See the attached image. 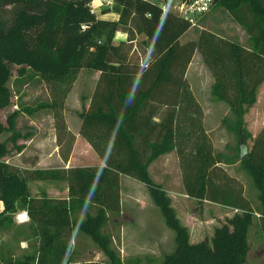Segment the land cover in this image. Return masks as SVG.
<instances>
[{
  "label": "trees",
  "instance_id": "obj_1",
  "mask_svg": "<svg viewBox=\"0 0 264 264\" xmlns=\"http://www.w3.org/2000/svg\"><path fill=\"white\" fill-rule=\"evenodd\" d=\"M94 1L0 0V112L12 105L13 69L17 92L36 79L43 83L48 101L24 112L30 116L52 111L59 156L66 165L76 138L66 127L64 104L82 70L98 73L89 108L81 114L79 135L102 163L67 170L15 167L6 159L24 151L17 142L28 135L15 128L17 111L6 126L0 121V138L11 134L0 141V229L13 224L22 208L37 240L34 256L0 264H75L76 231L99 248L108 264H125L111 233L105 232L111 219L120 218V177L147 187L175 234V251L161 264H245L254 210L244 185L225 168L234 163L216 155L186 74L198 53L214 80L212 99L229 109L223 125L237 139L240 169L257 192L264 235V127L254 137L246 123L264 85V0H214L213 8L225 10L245 30L251 48L208 30L184 43L190 25L146 0H108L122 10L118 21H102L92 11ZM81 24L88 29L82 31ZM117 33L126 34L127 42L116 45ZM172 153L189 199L235 212L210 241L190 242L170 197L149 177L150 166ZM29 182L65 183L67 198L32 197Z\"/></svg>",
  "mask_w": 264,
  "mask_h": 264
},
{
  "label": "rangeland",
  "instance_id": "obj_2",
  "mask_svg": "<svg viewBox=\"0 0 264 264\" xmlns=\"http://www.w3.org/2000/svg\"><path fill=\"white\" fill-rule=\"evenodd\" d=\"M157 1L152 0V2ZM167 1H169L168 8L174 12L181 0ZM202 30L211 31L221 38L251 48L245 30L225 10L219 7H214L209 14L199 21L197 27L191 28L183 36L182 42L195 41ZM16 71V69H13L12 105L0 112V121L6 126L8 117L17 111L15 128L22 136L28 135V139L17 142L18 145H23L26 148L23 156L19 158L16 153H12L6 160L15 167L22 164L24 167L29 168V166L41 164V167L45 169L58 168L60 165L57 159L59 152L57 153L58 144L52 111L45 110L30 116L24 112L29 107L47 102L49 92L46 86L37 79L28 82L17 92L15 89ZM98 78L99 74L91 70L84 69L81 71L64 104L63 116L69 131L70 129L73 131L78 130L81 123V114L89 108ZM186 79L194 97L203 109L205 115L204 127L211 137L216 155L223 156L234 163L227 168V171L244 185L245 196L254 210L253 224L248 232L249 251L245 264H264V235L260 226V206L257 200V192L251 179L240 169L235 152L237 139L228 133L223 125L224 119L228 117L229 109L227 105L218 104L212 99L211 88L214 80L198 53H196L191 63ZM246 123L249 132L254 137L264 127V85L259 90L256 106L251 109L246 117ZM10 136V133H5L0 141H6ZM88 160H90V157H88ZM149 177L155 184L160 185L170 197L172 206L176 210L181 223L189 230L192 244L210 241L215 229L222 226L235 213L228 208L210 203H199L186 198L176 153L165 155L155 161L149 168ZM57 185L63 186L61 183H57ZM121 187L124 204L122 203L123 216L119 220L121 228L119 234L121 232V238L125 234V242L126 236L134 242L126 244L128 246L125 245L124 251L122 244L120 245L118 234L116 237L117 244H114L115 249L119 252L125 264H161L167 255L175 251V234L166 227L161 212L152 203L145 185L131 178L122 177ZM45 196L47 197V195ZM132 196L136 197L138 201H130L129 197ZM3 210L4 208H1L0 203V212ZM21 211L25 210L19 208L17 213ZM117 220L111 219V223L105 229L106 233H111L110 229L117 228ZM146 226L149 229L153 228L151 232H159L163 227V230L169 235L160 244L153 235L149 237L144 235L147 232ZM0 237V262L2 263L6 259L21 260L24 257L36 254L37 240L30 225L19 227L13 220V224L5 229H0ZM76 244L77 248L73 261L109 263L99 248L79 232Z\"/></svg>",
  "mask_w": 264,
  "mask_h": 264
},
{
  "label": "crops",
  "instance_id": "obj_3",
  "mask_svg": "<svg viewBox=\"0 0 264 264\" xmlns=\"http://www.w3.org/2000/svg\"><path fill=\"white\" fill-rule=\"evenodd\" d=\"M146 1L151 2L152 4H155V5L163 8V9H166L170 12H173L170 8H168L169 7V1H167V0H158L157 2H152V0H146ZM107 2H108V0H107ZM92 10H93V13L96 15V17L99 20L116 22L119 19V15L121 13L122 8L119 5L115 4L114 2H112L111 4H107L105 2V0H96L92 3ZM127 39H128V37L126 34L117 33L116 37L114 39V43L116 45L123 44V43L127 42ZM190 67H191V65L189 66L188 70H190ZM219 103L220 102H218V104ZM80 127H81V123L79 125L78 130L73 131L72 129H70V132L76 138V142H75V145H74V148H73V151H72V154L70 156L68 164L65 165L62 162V160L60 159V156L57 155V159L59 160L60 165L58 168H55V169L64 168L67 170L71 167H76V166L98 167V166L102 165L100 159L92 151L90 146L80 137V135H79ZM25 149L21 154L18 155L19 158H20V156H23V154L26 152ZM58 152H59V148L57 146V153ZM88 157H90V160H88ZM17 167H19L21 169L23 168L25 170H37V169L46 170L45 168L41 167V164H36L35 166L32 165V166H29V168L24 167V165H22V164L19 166L17 165ZM228 167H230V166H228ZM228 167H225L226 170ZM121 180H122V177H120V199H121L120 218L123 216L122 203L124 204L122 187H121ZM61 184H63V186L57 185V182H53V183L52 182L51 183L50 182H29L28 186H29V191H30V194L32 197H42V196L47 195V197L50 199L67 198V194H68L67 186L65 183H61ZM129 198H130V201H132V202L138 201V199L134 196L129 197ZM186 198L188 199L187 196H186ZM137 208H138V206H137ZM120 218H118V220L116 222L118 224L117 228L110 229V232H111L112 237H113V242L115 245L117 244L116 237L119 234V229H121L120 223H119ZM145 229H147L146 230L147 232H146V234L144 233V235H146L148 237L153 235V237H155V239H157V242L160 244H162L165 240V237H167V235H169V233H167L165 230H163V227L160 229L161 231H159V232H157V231L151 232V230H153L152 227L149 229L146 226ZM119 238H120V241H119L120 245L122 244V248L124 249V251H125V245L126 244L134 242V240L129 239V237H127V236H126V242H125V234H123V238H121V232L119 234ZM150 238H152V237H150ZM77 240H78V232L76 231L73 233V258L75 255V250L77 248V244H76ZM126 246H128V245H126ZM82 262L83 261H76V262L73 261V263H75V264H82Z\"/></svg>",
  "mask_w": 264,
  "mask_h": 264
},
{
  "label": "built area",
  "instance_id": "obj_4",
  "mask_svg": "<svg viewBox=\"0 0 264 264\" xmlns=\"http://www.w3.org/2000/svg\"><path fill=\"white\" fill-rule=\"evenodd\" d=\"M105 2L107 4L112 3L111 1L107 2V0H105ZM213 5L214 0H182L175 8L174 13L193 28L197 27L199 21L210 13L213 9ZM163 11L165 12L166 9H163ZM1 208H3L2 203ZM14 222L17 226L23 227L30 225L31 219L28 212L25 210L15 215Z\"/></svg>",
  "mask_w": 264,
  "mask_h": 264
},
{
  "label": "clouds",
  "instance_id": "obj_5",
  "mask_svg": "<svg viewBox=\"0 0 264 264\" xmlns=\"http://www.w3.org/2000/svg\"><path fill=\"white\" fill-rule=\"evenodd\" d=\"M88 29V25L86 24H81V30L86 31Z\"/></svg>",
  "mask_w": 264,
  "mask_h": 264
}]
</instances>
